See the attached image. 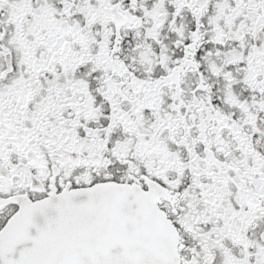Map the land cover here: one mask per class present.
Listing matches in <instances>:
<instances>
[{
    "label": "snow or ice",
    "instance_id": "1",
    "mask_svg": "<svg viewBox=\"0 0 264 264\" xmlns=\"http://www.w3.org/2000/svg\"><path fill=\"white\" fill-rule=\"evenodd\" d=\"M0 264H264V0H0Z\"/></svg>",
    "mask_w": 264,
    "mask_h": 264
}]
</instances>
